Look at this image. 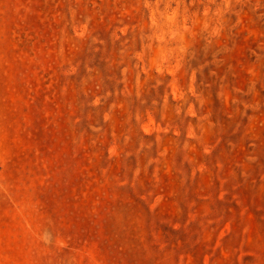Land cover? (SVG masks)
I'll use <instances>...</instances> for the list:
<instances>
[{
	"label": "rangeland",
	"instance_id": "rangeland-1",
	"mask_svg": "<svg viewBox=\"0 0 264 264\" xmlns=\"http://www.w3.org/2000/svg\"><path fill=\"white\" fill-rule=\"evenodd\" d=\"M0 264H264V0H0Z\"/></svg>",
	"mask_w": 264,
	"mask_h": 264
}]
</instances>
